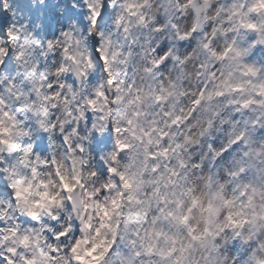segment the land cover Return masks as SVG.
<instances>
[{
    "label": "clouds",
    "instance_id": "9594fccd",
    "mask_svg": "<svg viewBox=\"0 0 264 264\" xmlns=\"http://www.w3.org/2000/svg\"><path fill=\"white\" fill-rule=\"evenodd\" d=\"M0 264H264V0H0Z\"/></svg>",
    "mask_w": 264,
    "mask_h": 264
}]
</instances>
